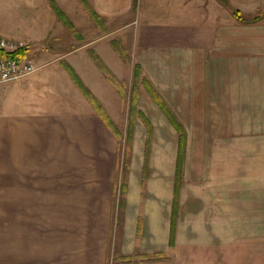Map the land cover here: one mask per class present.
<instances>
[{
    "label": "crops",
    "instance_id": "0c3cea01",
    "mask_svg": "<svg viewBox=\"0 0 264 264\" xmlns=\"http://www.w3.org/2000/svg\"><path fill=\"white\" fill-rule=\"evenodd\" d=\"M53 1L72 27L56 17ZM12 3L14 28H2L0 35L25 40L28 46L22 51L37 70L0 84V184L31 187L27 182L31 171H52L47 165H54L53 156L68 153L63 149L71 144L79 153L88 140H98L99 147L103 137L117 139L68 68L75 70L116 122L123 97L92 54L117 77L125 76L126 63L113 43L121 21V31L132 36V56L141 67V77L186 132L178 236L183 218H189L191 237L176 244L172 264H230L231 252L236 251L241 252V264H264V242L256 241L264 236V17L244 21L233 12L237 9L249 17L261 0ZM91 12L99 19L82 17ZM87 28H93L94 34L88 35ZM138 92V108L145 112L146 106L153 107L159 113L157 121L168 122L144 84ZM174 133V179L163 183L171 187L179 153L176 129ZM165 188L159 192L166 196L161 199L164 204L159 201L161 206L153 208L157 214L153 234H160L162 241L169 232L173 199ZM131 203L129 196L128 216ZM237 219L244 241L234 245L229 236L231 220ZM162 245L153 246L163 249ZM137 246L145 251L142 241ZM129 252L123 248V253Z\"/></svg>",
    "mask_w": 264,
    "mask_h": 264
},
{
    "label": "rangeland",
    "instance_id": "374dc122",
    "mask_svg": "<svg viewBox=\"0 0 264 264\" xmlns=\"http://www.w3.org/2000/svg\"><path fill=\"white\" fill-rule=\"evenodd\" d=\"M12 1L0 0V29L14 28ZM53 2L56 17L64 22L68 16ZM5 13L10 18H2ZM91 13L82 17L99 19ZM250 16L264 17V0ZM118 24L116 43L130 60L124 61L125 76L117 77L123 84L124 95L119 93L124 103L115 125L122 138L103 137L99 147L98 140H88L90 144L80 147L79 153L71 144L70 149H63L68 153L53 156L54 165H47L52 171H31L32 178L27 181L33 184L31 187L0 184V264H141L163 259L172 264L176 244L190 241L189 218H183L178 236L180 204L175 190L180 192L183 171L178 179L176 174L175 186L163 184L174 179L171 161L176 128L168 117V122L157 121L159 113L153 107L146 106L145 112L138 108L137 96L143 81L141 76L138 80L134 77L137 64L132 56V36L121 31V21ZM87 32L92 35L94 29L87 28ZM134 104L137 106L133 110ZM83 150L86 154L81 153ZM184 151L179 144L178 167L182 168ZM162 185L173 198L169 232L163 241L160 234H153L157 229L154 205L161 206V199L166 197L160 196L159 192L167 191ZM129 196L134 200L131 216L127 214ZM173 217L176 231L171 242ZM239 230L241 220H231L230 243L244 241ZM261 237L256 241L264 242ZM141 241L145 251L137 246ZM161 243L165 244L163 249L153 246L161 247ZM123 248L130 252L123 253ZM230 264H241V252H231Z\"/></svg>",
    "mask_w": 264,
    "mask_h": 264
},
{
    "label": "trees",
    "instance_id": "16d2710c",
    "mask_svg": "<svg viewBox=\"0 0 264 264\" xmlns=\"http://www.w3.org/2000/svg\"><path fill=\"white\" fill-rule=\"evenodd\" d=\"M58 11V10H57ZM234 14L246 21V20H256L258 18V16L256 17H248L245 16L241 11L234 9ZM93 15H96L95 12H93ZM65 23L72 27V24L69 22V20L67 18H64ZM115 48L117 49V51L121 54L122 58L124 61L128 62L130 61L128 59V57H126V55L123 54L124 50L116 43L113 42ZM24 51H22V49L13 52V53H6L3 50L0 49V58L3 57H16V58H22L24 57ZM94 60L96 61V63L98 64V66L101 68V70L103 71V73L107 76V78L115 85V87L118 89V91L124 95V91L122 88V82L120 81L119 78H117V76L105 65V63L101 60V58L96 55V54H92ZM72 78L74 79V81L76 82V84L81 88V90L85 93V95L88 97V99L93 103V105L95 106V108L97 109V111L99 112V114L101 115V117L103 118V120L105 121V123L108 125V127L112 130V132L114 133V135L117 138H122L121 134L119 133L115 122L111 119V117L107 114V112L105 111L104 107L101 105V103L97 100V98L91 93V91L85 86V84L83 83L82 79L79 77V75L75 72V70L73 68H71L69 66L68 68ZM141 76V67L137 64L135 67V80H138ZM143 84L148 88V90L150 91V93L152 94L153 98L155 99V101L158 103V105L160 106V108L164 111V113L167 115L168 119L171 121V123L175 126V128L177 129V131L179 132V144H180V148L181 150H183L186 146V132H185V128L183 127V125L176 119V117L174 116V114L172 113V111L169 109V107L163 102L162 98L159 96V94L152 89V87L149 85V83L147 82V80L145 78H142ZM135 99V96H134ZM136 102V101H135ZM136 104H134L133 106V110L136 109ZM135 107V108H134ZM134 123L133 121H131V126H133ZM132 137V129H131V133L129 134V140ZM129 148V147H128ZM131 148V147H130ZM131 151V150H130ZM177 179L180 178V175L182 173L181 170V165L178 167L177 169ZM180 180V179H179ZM175 199L178 200L179 197V192H178V188H176L175 190ZM175 200V201H176ZM177 202V201H176ZM176 205V203H175ZM174 216V215H173ZM175 231H176V224H175V220L173 217V223H172V229H171V242L174 241V237H175ZM173 240V241H172Z\"/></svg>",
    "mask_w": 264,
    "mask_h": 264
},
{
    "label": "built area",
    "instance_id": "2783aa9c",
    "mask_svg": "<svg viewBox=\"0 0 264 264\" xmlns=\"http://www.w3.org/2000/svg\"><path fill=\"white\" fill-rule=\"evenodd\" d=\"M28 46L25 40L14 39L0 35V49L6 53H13ZM37 70L36 64L29 57L0 58V84L22 79Z\"/></svg>",
    "mask_w": 264,
    "mask_h": 264
}]
</instances>
